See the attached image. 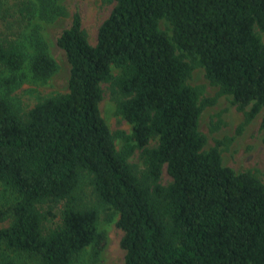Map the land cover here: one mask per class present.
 I'll use <instances>...</instances> for the list:
<instances>
[{
	"label": "trees",
	"instance_id": "16d2710c",
	"mask_svg": "<svg viewBox=\"0 0 264 264\" xmlns=\"http://www.w3.org/2000/svg\"><path fill=\"white\" fill-rule=\"evenodd\" d=\"M65 14L60 0H0V185L13 195L0 216L9 218L0 264H16L5 251L27 264H74L89 246V264L98 262L106 234L97 207L78 203L85 176L118 214L124 264H264V181L223 165L217 146L203 149L199 118L215 98L201 102L188 82L203 66L245 123L262 112L264 130V0H115L94 45L76 13L57 38L68 91L20 113L7 94L16 72H57L42 29ZM107 81L132 124L121 149L99 109ZM135 148L142 170L129 161Z\"/></svg>",
	"mask_w": 264,
	"mask_h": 264
},
{
	"label": "rangeland",
	"instance_id": "374dc122",
	"mask_svg": "<svg viewBox=\"0 0 264 264\" xmlns=\"http://www.w3.org/2000/svg\"><path fill=\"white\" fill-rule=\"evenodd\" d=\"M65 7L66 14L60 15L51 23L44 24L42 33L48 44V52L56 60L58 70L47 80L34 78L28 72V64L23 70L16 72L18 81L12 85L7 92L8 98L20 113L29 110L37 102L56 94L68 91V80L70 75V64L65 52L57 45L60 33L71 25L74 14H79L81 26L86 32L87 39L91 44L97 41V33L100 24L110 14L115 0H60ZM162 30L171 34V24L162 19L159 21ZM184 53V51H177ZM186 61L193 58L183 55ZM197 61V59H195ZM112 73H118V69L112 68ZM0 75L8 73L0 69ZM189 84L197 86L200 90L199 100L202 102L207 98H215V101L203 107L199 118V132L205 136L204 150L217 146L222 163L231 167L237 173L250 171L259 179L264 181V130L261 127L262 112H259L249 122H244V111L239 109L233 102L231 95L219 94V87L211 84L205 77L204 67L194 64ZM102 99L99 102L100 112L105 119L110 131L115 134V146L121 149L126 136L132 133V124L117 112L116 99L121 94L111 82H102ZM129 161L136 165L138 170L144 168L139 150L135 148L129 156ZM165 167L161 174V183L170 181ZM78 203L81 205H95L98 210L97 226L106 234V243L95 264H124L125 251L120 246L122 230L117 227L118 214L99 204L90 177H83L76 190ZM13 195L0 185V216L6 210L8 203L12 202ZM111 216V219H108ZM9 218L0 219V227L6 226ZM15 260L16 264H27L28 259L16 258L12 253L4 252ZM92 258V247H87L74 264H89Z\"/></svg>",
	"mask_w": 264,
	"mask_h": 264
}]
</instances>
